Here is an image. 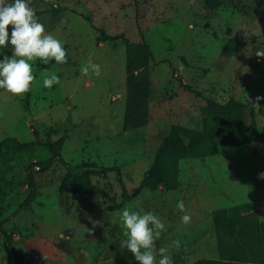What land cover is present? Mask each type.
Segmentation results:
<instances>
[{
    "label": "rangeland",
    "instance_id": "1",
    "mask_svg": "<svg viewBox=\"0 0 264 264\" xmlns=\"http://www.w3.org/2000/svg\"><path fill=\"white\" fill-rule=\"evenodd\" d=\"M45 2L65 9L47 12L39 22L63 43L67 63L52 60L44 65L37 58L32 63L35 80L23 98L0 89V142L14 138L22 144L0 156V221L26 199L25 168L34 165L36 195L19 212L31 225L19 233L63 247L57 248L59 253L66 250L60 253L63 259L55 264H138L131 252L119 247L124 239L119 216L126 207L161 218L166 231L156 248H168L172 264H219L214 212L254 204L264 220V180L258 179L264 172V141L237 147L217 143L199 157L171 148L162 162L167 170L175 162L174 173L141 184L171 130L187 138L208 130L251 137L253 119L256 130L264 133V99L260 107L255 105L256 97H264V58L255 56L264 51V0ZM98 30L110 39L105 41ZM121 37L146 45L151 55L150 120L134 131L122 126ZM225 47L227 56L222 55ZM89 58L101 66L99 76L81 74ZM45 73L58 75L61 83L44 88ZM35 132L40 144L33 143ZM54 154L72 167L94 163L119 168L129 198L122 197L114 172L70 179L51 161ZM179 201L186 213L176 207ZM184 214L191 216L188 225L181 223ZM97 221L90 235L88 228ZM61 232L72 236L71 241L59 240ZM175 240L180 241L179 250L172 245ZM5 245L3 258L13 253ZM156 259L158 264L160 257Z\"/></svg>",
    "mask_w": 264,
    "mask_h": 264
},
{
    "label": "trees",
    "instance_id": "2",
    "mask_svg": "<svg viewBox=\"0 0 264 264\" xmlns=\"http://www.w3.org/2000/svg\"><path fill=\"white\" fill-rule=\"evenodd\" d=\"M9 2H12L10 0ZM36 7L42 6L44 9L36 10V15L40 18L47 12L63 13L65 9L47 4L45 0H30ZM46 5H48L46 8ZM11 25H9V35H11ZM105 41L110 39L103 31L98 30ZM115 39V38H114ZM125 45V104L122 126L124 131H134L146 127L150 120L149 102L151 97L149 79L150 52L146 45L142 43H131L121 37ZM228 48L225 47L222 55L227 56ZM3 53L11 55V45L3 49ZM214 107L226 109V106H219L210 102ZM253 135L247 137L244 133H226L222 130H208L196 134L192 138L185 137L178 130H171L163 139V142L155 153L154 161L146 172L142 180V186L160 182L165 176L175 171L176 163L171 164L170 170L166 169L162 162L163 153L171 148L176 149L185 156H203L206 151L217 143L224 146H242L254 140H263L264 133H260L255 128L254 120L251 119ZM35 144H40V138L35 132ZM13 146H22L14 138H6L0 142V156L11 154ZM52 162L59 163L70 179H79L89 174L105 175L114 172L117 177L121 195L129 198L124 184L121 180V173L117 167H98L94 163H82L76 167L70 166L59 155L54 154ZM34 165L25 168L24 185L27 189V197L16 209L14 214L25 209L34 200L36 195L35 182L32 175ZM43 167V166H41ZM62 189V188H61ZM13 214V215H14ZM215 229L216 249L219 264H264V220H261L254 204L238 205L224 211H216L212 215ZM4 242L12 248L10 235L4 230H0ZM15 264H19L15 259Z\"/></svg>",
    "mask_w": 264,
    "mask_h": 264
},
{
    "label": "clouds",
    "instance_id": "3",
    "mask_svg": "<svg viewBox=\"0 0 264 264\" xmlns=\"http://www.w3.org/2000/svg\"><path fill=\"white\" fill-rule=\"evenodd\" d=\"M11 25V35H9ZM11 45V56L3 54V49ZM0 89L16 97L23 98V95L30 91V85L35 80L32 63L37 58L48 65L52 60L56 64L67 63V52L63 43L51 34H47L39 17L30 6V0H0ZM256 57L264 58V51H257ZM259 62V61H258ZM82 75L92 73L96 76L101 74V66L91 58L81 66ZM61 83L60 77L56 74H44L43 87L51 89L53 85ZM264 97H256L257 107L259 101ZM258 179L264 180V172L258 174ZM176 207L186 213L183 201H179ZM120 228L124 239L120 241V249H127L132 253L138 264H157V256L160 257L158 264H172L169 249L165 247L156 248V241L162 232L166 231L164 222L151 211L144 212L130 211L127 207L119 216ZM181 223H191V216L184 214ZM99 224L93 223L88 233H94L95 227ZM65 237H61L64 239ZM172 245L179 250L180 241L175 240ZM85 257L88 253H84ZM45 261L47 257H42Z\"/></svg>",
    "mask_w": 264,
    "mask_h": 264
},
{
    "label": "crops",
    "instance_id": "4",
    "mask_svg": "<svg viewBox=\"0 0 264 264\" xmlns=\"http://www.w3.org/2000/svg\"><path fill=\"white\" fill-rule=\"evenodd\" d=\"M14 212L5 220H3L2 218V220L0 221V230L2 229L7 233L10 232L8 234L10 235L12 240L13 251V253L10 255L6 254L5 258L0 257V264H5V262H7V264H15V259H18L19 264H55L63 259V255L60 253H63L66 250L59 253L57 248L60 249L63 247L56 246L57 244H53L54 242L52 244H42L41 241H39V239L36 237V235L33 236L31 233H22L21 236L19 232L25 230L28 231L27 227H29L31 223H24L28 222V220L24 217H21V214L19 212L22 213V210L18 211L16 214H14ZM14 232H16L17 234L19 233L18 238H16V233ZM68 232L70 233L71 231L68 230ZM62 236L65 238L61 239ZM58 239L67 241L68 243L71 241L72 236H70L69 234H63L61 232L58 234ZM5 244L6 243L3 241V237L0 233V256L1 250H3L2 248H5L6 246ZM66 246L64 247L68 249V246ZM48 250H50V252H48ZM54 252L56 254L58 253L57 255L60 256H57L56 254H54ZM43 255L47 257L46 261L42 258Z\"/></svg>",
    "mask_w": 264,
    "mask_h": 264
}]
</instances>
